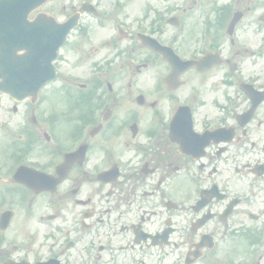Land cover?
Returning <instances> with one entry per match:
<instances>
[{"label":"flooded vegetation","instance_id":"af4514ba","mask_svg":"<svg viewBox=\"0 0 264 264\" xmlns=\"http://www.w3.org/2000/svg\"><path fill=\"white\" fill-rule=\"evenodd\" d=\"M82 1L108 27L0 93V264H264V0Z\"/></svg>","mask_w":264,"mask_h":264},{"label":"water","instance_id":"95a60500","mask_svg":"<svg viewBox=\"0 0 264 264\" xmlns=\"http://www.w3.org/2000/svg\"><path fill=\"white\" fill-rule=\"evenodd\" d=\"M14 5H15L14 0H3L0 2V7L4 6L6 14L12 17V15L16 12L15 8L17 6H20L21 12H26L31 6V0H19L18 5L16 7ZM58 34L61 35V31H59ZM25 72L21 71L20 73L21 75H30V71H27V73ZM20 73H17L16 76H19ZM24 84H25L24 82L18 80L17 83L14 82L7 83L8 86H12V87L16 86L15 88H10V91H16L18 87H21Z\"/></svg>","mask_w":264,"mask_h":264}]
</instances>
